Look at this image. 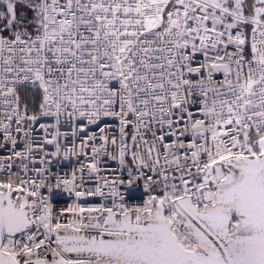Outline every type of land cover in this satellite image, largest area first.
Listing matches in <instances>:
<instances>
[{
	"label": "snow or ice",
	"instance_id": "obj_1",
	"mask_svg": "<svg viewBox=\"0 0 264 264\" xmlns=\"http://www.w3.org/2000/svg\"><path fill=\"white\" fill-rule=\"evenodd\" d=\"M0 264H264V0H0Z\"/></svg>",
	"mask_w": 264,
	"mask_h": 264
}]
</instances>
